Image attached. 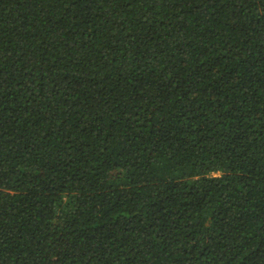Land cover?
Masks as SVG:
<instances>
[{
  "label": "trees",
  "instance_id": "16d2710c",
  "mask_svg": "<svg viewBox=\"0 0 264 264\" xmlns=\"http://www.w3.org/2000/svg\"><path fill=\"white\" fill-rule=\"evenodd\" d=\"M0 264H264V0H0Z\"/></svg>",
  "mask_w": 264,
  "mask_h": 264
}]
</instances>
